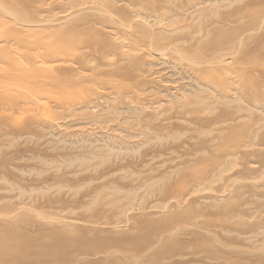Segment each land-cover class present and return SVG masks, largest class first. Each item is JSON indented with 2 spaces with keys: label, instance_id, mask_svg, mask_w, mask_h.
I'll return each instance as SVG.
<instances>
[{
  "label": "rangeland",
  "instance_id": "rangeland-1",
  "mask_svg": "<svg viewBox=\"0 0 264 264\" xmlns=\"http://www.w3.org/2000/svg\"><path fill=\"white\" fill-rule=\"evenodd\" d=\"M188 2L0 0V264H264V0L179 35L241 28L208 110L149 39Z\"/></svg>",
  "mask_w": 264,
  "mask_h": 264
},
{
  "label": "bare ground",
  "instance_id": "bare-ground-1",
  "mask_svg": "<svg viewBox=\"0 0 264 264\" xmlns=\"http://www.w3.org/2000/svg\"><path fill=\"white\" fill-rule=\"evenodd\" d=\"M191 1L192 2H188V5L185 8L177 9L175 11L165 10L162 13H157V10L153 11L150 15V18L153 19L152 22H154L155 24H158V25L161 24L163 21L169 22V25H168L169 35H161V36H158V35L151 36L150 35L149 39L151 41L152 50L155 52H158L159 56L165 54V52L167 50L171 54L170 56L171 57H177L181 64L184 61H186V62H188V64H190L189 68H187L186 70L181 71V73H179V75H180L179 81L182 82V85H185V86L189 85L191 88L194 85H197V88H199V90H198V92H196V91L193 92V102L191 103V101H187V99L185 101V102H187V105L191 104L192 106L193 105L197 106V105L205 104V102H206L205 100L209 98V96H207L206 99H202V97H200L198 94H204V93H206V89H211V85H217V84L212 83L211 81L209 83V80L202 77L201 74L206 73V76H208V74L212 73V71L214 69L219 71L220 68L222 67L221 64L225 63L224 59L227 56L228 57H229V55L235 56V54H236L235 51H234V53L232 51L233 50H237V52L239 51L240 40L237 41V35H238L241 28H238V27L232 28L231 27L230 29H228L226 31L217 30V34L215 35L216 37L211 41V43L208 46L205 43H203L204 32L198 29L197 31L192 32L191 37H187L189 39V42H187V40L185 39L184 36L181 37L179 35L182 34L183 30L190 29L189 28L190 26L187 24L188 21L190 22L193 20L196 21V20L206 18L205 14L208 11H210L211 9L217 11L219 9L217 5L219 4V2L221 0H191ZM225 2H227V1H225ZM206 5H210L211 9L208 11H205V13H203L202 8L205 7ZM139 11H140L139 9H135L133 11V14L135 17H139L141 15V13ZM214 13H215V11H213L209 15H212ZM14 18H16V17H14ZM148 19H149V17H148ZM225 21L228 22V20L224 16L218 17L216 20L217 23H221V24H223ZM182 22L185 23V25H179ZM262 23H264V22H262ZM214 24L216 25L215 22H214ZM232 24H235L234 21L232 22ZM118 25L120 27H123V24H118ZM261 26H263V25H261ZM189 35H190V33H189ZM190 40H192L195 43L194 44L190 43ZM180 42H182L183 44H186L187 47L185 48V47L181 46ZM200 45H201V47H200ZM166 47H168V49ZM261 49H264V48L262 47ZM223 51H225L226 54H222ZM192 54H197L198 60H199L198 62H195L193 66H191V63L193 64V62H189L190 61L189 57ZM233 63H236V62L233 61ZM46 66H47V68L43 69L41 72L53 71L52 70L53 66H48V64H46ZM194 66L201 67V69H198V68L195 69V68H193ZM224 66H225V64H224ZM227 67H228V65H227ZM205 70H211V71H205ZM23 73H25V72H23ZM233 73L235 75H238V71H236V67L233 68ZM28 74L33 76V74L31 72H29ZM237 79L239 80L240 77L237 76ZM18 82L20 83V81H18ZM9 86L10 85H7L8 88H9ZM11 86H10V88H11ZM13 86H19V85H13ZM7 87L5 89H8ZM211 93H213V92H211ZM213 96H214V94H213ZM185 98H187V97H184V100H185ZM216 99L218 100V98H216ZM179 101H181V100H179ZM179 101H178V103H179ZM211 106L212 105L209 103L208 106L206 105V107L204 109L208 110V107L211 109ZM125 126H127V124ZM99 148H108V146H104V147L100 146ZM0 256H3V254H0Z\"/></svg>",
  "mask_w": 264,
  "mask_h": 264
}]
</instances>
